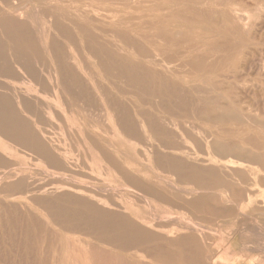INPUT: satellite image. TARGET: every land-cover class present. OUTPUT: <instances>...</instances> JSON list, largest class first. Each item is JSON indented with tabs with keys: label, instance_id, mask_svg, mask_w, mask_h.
<instances>
[{
	"label": "rangeland",
	"instance_id": "rangeland-1",
	"mask_svg": "<svg viewBox=\"0 0 264 264\" xmlns=\"http://www.w3.org/2000/svg\"><path fill=\"white\" fill-rule=\"evenodd\" d=\"M58 1L0 0V205L9 206L12 209L15 207L11 204L23 205L30 209L32 214L14 215L16 218L30 222L37 220L48 228L49 237L43 244H46L47 251L52 256L51 264H205L208 252L219 255V259L222 257L221 261L223 260L224 264H259L260 261L264 263V1L224 0L225 2H223V0H218V6L212 0H144V3L142 0H121L122 3L120 0ZM54 3L59 4L60 9L58 8L55 15L51 11H49L51 14H48L49 7ZM165 5L170 7L169 9L173 12L188 13L183 15L186 19L182 18V15L167 16L161 12L162 15L158 14L161 16H145L142 19L133 20L132 24L122 22V17L129 19L133 16L132 14L135 16L141 10H148L151 6ZM92 6L100 11L92 10ZM37 8L42 14L47 13L48 17L51 15L53 18L49 17L50 21L48 22L44 15L40 14L34 17L32 13L34 14ZM109 8L119 9L120 15L106 14L105 11ZM190 8L191 11L188 10ZM224 8H227L228 12ZM230 8H238L240 13L237 10L236 15L244 14L243 17L250 12L248 18H244L247 22L242 21V27L236 24L237 20L235 21L233 16H230ZM211 9L213 10L211 11ZM197 10H199L198 13ZM76 11L80 15L76 14ZM105 14L108 16L104 17ZM252 14L255 16L253 17ZM83 15L91 20L83 19ZM208 16L214 17L208 18ZM225 16L228 17V20ZM193 17H195L194 20ZM30 18L34 20L29 21ZM201 18L202 20H200ZM212 18L215 20L213 21ZM250 20H253L252 23ZM245 22L248 25L244 24ZM36 24L38 25L36 26ZM133 27L141 28V33L137 29L134 30ZM144 27L147 29L144 30ZM80 34L82 35L80 36ZM243 36L245 37L243 38ZM43 37L45 38L43 39ZM163 38H168V41H164ZM225 40H230V42ZM75 41L77 42L74 43ZM188 41L195 42L200 47L191 49ZM231 41L235 44H232ZM217 42L219 43L216 44ZM225 44L228 46V51ZM236 45L239 46L235 48ZM77 46L79 48L76 50ZM76 51L80 56L82 55L81 57L88 63V67L90 66V69L87 68L88 72H86V68H80L74 63L78 62L76 58L79 57ZM87 51H90L91 54L89 55ZM53 53H56L55 57ZM62 54L64 56H61ZM226 54H228L227 57ZM67 55L68 57L71 55L70 59L73 56L72 58L76 61L70 60L69 65L68 62L66 63L69 60ZM230 55L231 57H229ZM58 56H61L60 59ZM65 56L67 60H65ZM215 57L217 59H214ZM29 58H33V60ZM104 61L107 64H104ZM212 62L216 64V67ZM54 69H56L60 81V83H56L57 85L52 75L55 73ZM233 69L236 71L234 72ZM92 72H94V76ZM38 74L41 75L38 76ZM28 77L29 79H27ZM92 80L99 81L104 86V91L98 90L97 85L92 84ZM14 81L16 82L14 83ZM168 81L171 83L170 85ZM90 84L93 88L96 85L94 90L91 88L94 93L90 90ZM169 86H171L170 89ZM32 87L33 90H31ZM61 87L64 88L63 92ZM69 87L70 89L66 90ZM30 90L31 93H29ZM45 90L46 92H44ZM71 91L72 93L75 91L74 95L69 93ZM98 91L104 93V96L101 93L99 95ZM76 96L77 98L79 96L80 99L78 98L79 101L74 103L73 99ZM108 97L110 99H107ZM104 98L110 101L111 105L121 104L114 107L118 115H122L121 117L124 116L123 118L128 120L131 130L139 131L142 127L137 134L134 132L135 137L139 136L136 137L138 143L133 141L132 143L135 144L131 143L132 148H129L130 143L129 146L126 145V153H130L129 155L121 153L120 146L111 148L118 157L117 161L138 173V182L127 180L125 173L129 172L126 169L106 175L97 165L92 166L93 163L86 153V144H83L80 139L82 134L90 132L89 134L94 137L96 145H99L102 140L104 141V134L100 131L102 125L100 124V127L92 125L94 119L96 121V118L99 119V116L106 113L103 110H106L108 106ZM113 98L116 101L119 99V102L111 101ZM103 99L104 101H102ZM64 102L68 104V107L70 106V110L75 111V114L78 113L75 115L79 116L78 125L73 124V118L68 113V109H65ZM100 106L103 108L102 111L101 108H98ZM118 108L121 111H118ZM120 112L121 114H119ZM84 115L88 116L86 118L91 116L93 121L89 118L90 122H84L83 119L86 120ZM7 118L8 120H5ZM3 123L5 125H2ZM104 125L106 124L104 123ZM94 130L97 132L95 133ZM12 136H15V140ZM141 138H144L143 142ZM33 144L34 146H32ZM135 145L136 149L133 147ZM145 161H148L149 165L151 164L150 167L144 163ZM47 169L50 171L49 174ZM168 171L177 185L173 184V179L169 176ZM11 176L13 177L11 178ZM114 177H119V180ZM76 179L77 182L80 181L79 183L83 180L84 183L82 181L81 184L86 188H91L92 191L77 189L75 190L77 196L66 192L65 188L68 185L62 180L76 182ZM22 184L28 187L27 193L24 194L20 190H16V193V191L10 190L11 187L24 186ZM176 186L185 189L182 188L183 191ZM101 188L107 190L105 195L112 202H106L105 197L98 194L103 192ZM190 189L191 191H189ZM79 209L80 211H77ZM151 211H153V215ZM27 212L29 211L27 210ZM32 215L38 216L36 217L38 219H34ZM161 215H165V217L163 218ZM0 217H3L2 214ZM175 218H180L177 219L179 223ZM191 220L193 223H190ZM188 223L191 225H187ZM192 224L196 225V228L194 226L189 228ZM7 225V228H2V230L15 228L12 223ZM197 226L199 227L197 228ZM241 240L245 241H242L244 244ZM38 241L39 239L33 240L32 245L41 251ZM126 245L127 247H125ZM5 247L7 252H11L10 245L7 244L0 247L1 252L8 254ZM24 251L22 255L25 257ZM240 251L244 253H239ZM34 252L38 253L37 250ZM22 259L18 263L10 264H25V260ZM0 264L6 263L0 261Z\"/></svg>",
	"mask_w": 264,
	"mask_h": 264
},
{
	"label": "bare ground",
	"instance_id": "bare-ground-1",
	"mask_svg": "<svg viewBox=\"0 0 264 264\" xmlns=\"http://www.w3.org/2000/svg\"><path fill=\"white\" fill-rule=\"evenodd\" d=\"M32 1V0H31ZM45 1V0H44ZM55 1H58V0H55ZM68 1V0H67ZM91 1H93V0H91ZM97 1V0H96ZM107 1V0H106ZM110 1V0H109ZM121 1V0H120ZM141 1V0H140ZM154 1V0H153ZM166 1V0H165ZM169 1V0H168ZM178 1H180V0H178ZM183 1V0H182ZM195 1V0H194ZM197 1V0H196ZM201 1V0H200ZM206 1V0H205ZM212 1H214L215 3H217V2H219L218 0L217 1H215V0H212ZM227 1V0H226ZM228 1H231V0H228ZM258 1V0H257ZM256 1V2H257ZM262 1H264V0H262ZM59 2V1H58ZM57 2V3H58ZM71 2H72V0H71ZM102 2V1H101ZM112 2V1H111ZM142 2L144 3V0H142ZM164 2V1H163ZM185 2V1H184ZM189 2V1H188ZM210 2V1H209ZM223 2H225L224 0H223ZM15 3V2H14ZM57 3H54L53 5H51L49 8H50V10L48 9V14H51V12H53L54 13V15L55 14H57L56 12H57V10H59L60 8H59V4L57 5ZM75 3V2H74ZM121 3H122V1H121ZM120 3V4H121ZM136 3H138V2H136ZM146 3H148V2H146ZM186 3V2H185ZM190 3V2H189ZM230 2H228V4H229ZM264 3V2H263ZM262 3V4H263ZM45 4H46V2H45ZM83 4V3H82ZM92 4V3H91ZM97 4H98V2H97ZM103 4V3H102ZM192 4V3H191ZM204 4V3H203ZM212 4H214L213 2H212ZM228 4H226V5H228ZM231 5H232V3H230ZM50 5V4H49ZM74 5V4H73ZM107 5H108V3H107ZM127 5V4H126ZM142 5V4H141ZM160 5V4H159ZM217 6H218V3L216 4ZM221 5H222V1H221ZM230 5V6H231ZM258 5H260V4H258ZM35 6V5H34ZM42 6V5H41ZM67 6H69V5H67ZM78 6V5H77ZM79 6H81V5H79ZM97 6V5H96ZM214 6H215V4H214ZM233 6V5H232ZM231 6V7H232ZM39 7V6H38ZM71 7H72V5H71ZM81 7H83V6H81ZM222 7V6H221ZM239 7V6H238ZM264 7V6H263ZM263 7H261V8H263ZM4 8V7H3ZM34 8H36V7H34ZM40 8V7H39ZM39 8H37V9H35V12H34V14L32 13V15L35 17V16H37V15H44V14H42V12H40L39 11ZM59 8V9H58ZM80 8V7H79ZM84 8V7H83ZM88 8V7H87ZM87 8H86V10H87ZM90 8V7H89ZM170 7H167L166 5L165 6H151V7H149V9L148 10H141L137 15H135L134 16V14H132L133 16L131 17V18H129V19H126V17H122V22H124L125 24L127 23V24H132L133 23V20H137V19H142V18H144L145 16H155V17H158V16H161L162 15V13L161 12H163V14L164 15H167V16H172V15H174V16H181L182 15V18H184V19H186L185 17H183V15L185 14V13H182L181 14V12H173L171 9H169ZM173 9H174V7H172ZM188 8H189V6H188ZM194 8V7H193ZM211 8H213V7H211ZM73 9H75L76 10V8H73ZM80 9H82V8H80ZM85 9V8H84ZM183 9V8H182ZM185 9V8H184ZM183 9V10H184ZM207 9H209L208 7H207ZM220 9V8H219ZM224 9H226V11L228 12V10H227V8H224ZM257 9V8H256ZM10 10V9H9ZM72 10V9H71ZM92 10H94V11H96L97 9L94 7V6H92ZM186 10H187V8H186ZM188 10H190L191 11V8L190 9H188ZM196 10V9H195ZM202 10V9H201ZM213 9H211V11H212ZM215 10H216V8H215ZM237 10H239L238 8L237 9H235V8H230L229 9V13L231 14L230 16L232 17L233 16V19H235V21L237 22L236 24L237 25H239V26H241L242 27V21L243 20H245L244 18L246 17V18H248L247 16H248V14L250 13H245V14H247V16H245V17H243V15L241 14V16H239V14L238 15H236V11ZM260 10V9H259ZM49 11H51L50 13H49ZM98 11V10H97ZM100 11V10H99ZM98 11V12H99ZM103 11V10H102ZM202 11H204V10H202ZM205 11H207V10H205ZM217 11V10H216ZM215 11V12H216ZM220 11H221V9H220ZM219 11V12H220ZM243 11V10H242ZM241 11V12H242ZM23 12V11H22ZM40 12V13H39ZM61 12V11H60ZM82 13H84L83 11H81ZM106 12V14H108V15H120V11H119V9H115V8H109L107 11H105ZM183 12H186V11H183ZM197 13L199 12V10H197L196 11ZM222 12L224 13V11H223V9H222ZM238 12V11H237ZM245 12V11H244ZM247 12V11H246ZM20 13V12H19ZM18 13V14H19ZM24 13V12H23ZM47 13L44 15L45 17L44 18H46L47 17V20H48V22L50 21V18L49 17H51V15L48 17V15H47ZM52 13V14H53ZM67 13H71V12H67ZM78 12L76 11V14H77ZM161 13V15H158V14H160ZM196 13V14H197ZM207 13V12H206ZM209 13V12H208ZM214 13V12H213ZM238 13H240V10H239V12ZM243 13V12H242ZM253 13H255V12H253ZM79 14V13H78ZM106 14L104 15V17L106 16ZM186 14H188V13H186ZM185 14V15H186ZM215 14V13H214ZM218 14V13H217ZM220 14V13H219ZM257 14V13H256ZM8 15V14H7ZM16 15V14H15ZM75 15V14H74ZM80 15V14H79ZM78 15V16H79ZM103 15V14H102ZM107 15V16H108ZM129 15H131V14H129ZM184 15V16H185ZM191 15V14H190ZM200 15V14H199ZM202 15H204V14H202ZM201 15V16H202ZM211 15V14H210ZM225 15V14H224ZM223 15V16H224ZM229 15V14H228ZM250 15V14H249ZM253 15V17L255 16L254 14H252ZM12 16V15H11ZM19 16V15H18ZM53 16V15H52ZM67 16V15H66ZM86 16V15H85ZM85 16L83 15V19L85 18ZM106 16V17H107ZM121 16H124V15H122L121 14ZM188 16V15H187ZM195 16V15H194ZM206 16V15H205ZM8 17H9V15H8ZM16 17V16H15ZM14 17V18H15ZM21 17V16H20ZM115 17V16H114ZM198 17H200V16H198ZM198 17H196V18H198ZM207 17V16H206ZM209 17H214V16H208V18ZM235 17V18H234ZM37 18V17H36ZM43 18V19H44ZM51 18H53V17H51ZM95 18V17H94ZM128 18V17H127ZM179 18V17H178ZM189 18H192V17H189ZM194 18L195 17H193V20H194ZM225 18H226V16H225ZM228 18V17H227ZM226 18V19H227ZM237 18V19H236ZM243 18V19H242ZM26 19H27V17H26ZM31 19L32 18H30V20L29 21H31ZM72 19V18H71ZM77 19V18H76ZM82 19V18H81ZM80 19V20H81ZM82 19V20H83ZM85 19H87L88 21L89 20H91V18H88V17H86ZM102 19V18H101ZM165 19V18H164ZM183 19V20H184ZM213 19V21L215 20L214 18H212ZM212 19H211V21H212ZM3 20V19H2ZM22 20V19H21ZM34 19H32V21H33ZM54 20V19H53ZM145 20V19H144ZM148 20V19H147ZM156 20V19H155ZM154 20V21H155ZM169 20V19H168ZM200 20H202V18L200 19ZM208 20V19H207ZM221 20V19H220ZM228 20V19H227ZM239 20V21H238ZM255 20V19H254ZM7 21V20H6ZM19 21V20H18ZM58 21V20H57ZM104 21H106V20H104ZM114 21V20H113ZM146 21V20H145ZM144 21V22H145ZM158 21V20H157ZM189 21H191V20H189ZM196 21V20H195ZM231 21V20H230ZM229 21V22H230ZM234 21V20H233ZM232 21V22H233ZM234 21V22H235ZM246 21V20H245ZM248 21H249V19H248ZM253 21V20H252ZM252 21L250 20V22L252 23ZM3 22V21H2ZM24 22V21H23ZM70 22V21H69ZM77 22V21H76ZM107 22V21H106ZM118 22V21H117ZM146 22H148V21H146ZM153 22V21H152ZM209 22V21H208ZM218 22H219V20H218ZM222 22H223V20H222ZM233 22V23H234ZM247 22V21H246ZM244 23V24H247V23ZM31 23V22H30ZM40 23V22H39ZM151 23V22H150ZM155 23L157 24V22L155 21ZM227 23V22H226ZM231 23V22H230ZM24 24V23H23ZM27 24V23H26ZM49 24V23H48ZM76 24V23H75ZM74 24V25H75ZM81 24V23H80ZM98 24V23H97ZM115 24V23H114ZM123 24V23H122ZM144 24V23H143ZM143 24H141V25H143ZM145 24H147V23H145ZM149 24V23H148ZM207 24V23H206ZM215 24V23H214ZM28 25V24H27ZM38 24H36V26H37ZM42 25H44V24H42ZM92 25V24H91ZM165 25V24H164ZM191 25V24H190ZM221 25V24H220ZM223 25V24H222ZM221 25V26H222ZM232 25V24H231ZM234 25H235V23H234ZM234 25H232V26H234ZM248 25V24H247ZM41 26V25H40ZM39 26V27H40ZM109 26V25H108ZM113 26V25H112ZM120 26V25H119ZM138 26V25H137ZM152 26H154L153 24H152ZM208 26V25H207ZM227 26H229V25H227ZM42 27V26H41ZM40 27V28H41ZM50 27H52V26H50ZM56 27V26H55ZM89 27V26H88ZM102 27V26H101ZM107 27V26H106ZM149 27H151V26H149ZM156 27V26H155ZM157 27H158V25H157ZM187 27V26H186ZM190 27V26H189ZM203 27V26H202ZM211 27H212V25H211ZM237 27V26H236ZM248 27V26H247ZM251 27V26H250ZM253 27V26H252ZM28 28V27H27ZM38 28V27H37ZM39 28V29H40ZM57 28V27H56ZM62 28V27H61ZM66 28V27H65ZM80 28V27H79ZM83 28V27H82ZM115 28H117V27H115ZM145 28L146 27H144V30H145ZM162 28V27H161ZM193 28V27H192ZM227 28V27H226ZM228 28H230V27H228ZM235 28V27H234ZM238 28V27H237ZM240 28V27H239ZM238 28V29H239ZM245 28H246V25H245ZM33 29H34V26H33ZM39 29H37V30H39ZM53 29V28H52ZM107 29H108V27H107ZM133 29L134 30H136L137 29V31L139 32L140 31V33H141V28L139 29V28H135V27H133ZM147 29V28H146ZM160 29V28H159ZM167 28H165V30H166ZM207 29V28H206ZM209 29V28H208ZM238 29H237V31H238ZM21 30V29H20ZM54 30V29H53ZM56 30V29H55ZM78 30V29H77ZM106 30V28L104 29V31ZM109 30V29H108ZM122 30V29H121ZM133 30V31H134ZM239 30H241V28L239 29ZM253 30V29H252ZM44 31V30H43ZM63 31V30H62ZM86 31V30H85ZM115 31H116V29H115ZM149 31V30H148ZM161 31V30H160ZM159 31V32H160ZM167 31V30H166ZM232 31H234V30H232ZM18 32V31H17ZM112 32V31H111ZM144 32V31H143ZM151 33H152V31H150ZM149 32V33H150ZM155 32V31H154ZM230 32H231V30H230ZM236 32V31H235ZM244 32H246L245 30H244ZM248 32V31H247ZM9 33V32H8ZM21 33V32H20ZM35 33V32H34ZM33 33V34H34ZM39 33V32H38ZM47 33H49V34H51L52 32H47ZM54 33V32H53ZM86 33V32H85ZM116 33V32H115ZM139 33V34H140ZM156 33V32H155ZM155 33H153L154 35H155ZM161 33V32H160ZM216 33V32H215ZM232 33V32H231ZM230 33V34H231ZM251 33V32H250ZM27 34V33H26ZM86 34H88V33H86ZM130 34V33H129ZM157 34V33H156ZM238 34V33H237ZM75 35H76V33H75ZM82 34H80V36H81ZM91 35V34H90ZM97 35V34H96ZM113 35V34H112ZM121 35V34H120ZM158 35V34H157ZM163 35V34H162ZM213 35V34H212ZM222 35V34H221ZM236 35V34H235ZM234 35V36H235ZM6 36V35H5ZM21 36V35H20ZM33 36V35H32ZM31 36V37H32ZM43 36V35H42ZM87 36H89V34L87 35ZM94 36H95V34H94ZM119 36V35H118ZM133 36V35H132ZM146 36H148V35H146ZM240 36V35H239ZM27 37H28V35H27ZM27 37H25V38H27ZM34 37V36H33ZM59 37V36H58ZM69 37V36H68ZM92 37V36H91ZM145 37V36H144ZM143 37V38H144ZM236 37H237V35H236ZM245 36H243V38H244ZM251 37V36H250ZM7 38V37H6ZM45 37H43V39H44ZM169 38V37H168ZM168 38H166V39H164L163 38V40L164 41H168ZM41 39V38H40ZM39 39V40H40ZM71 39H73V38H71ZM70 39V40H71ZM95 39V38H94ZM130 39V38H129ZM149 39V38H148ZM201 39V38H200ZM218 39V38H217ZM240 39V38H239ZM251 39H252V37H251ZM8 40H10V39H8ZM13 40V39H12ZM12 40H10V41H12ZM27 40V39H26ZM49 40V39H48ZM55 40H57V39H55ZM69 40V41H70ZM91 40V39H90ZM122 40V39H121ZM134 40V39H133ZM152 40V39H151ZM199 40V39H198ZM51 41V40H50ZM58 41V40H57ZM74 41V40H73ZM72 41V42H73ZM84 41V40H83ZM92 41V40H91ZM115 41V40H114ZM122 41H124V40H122ZM157 41V40H156ZM187 41V40H186ZM197 41V40H196ZM223 41V40H222ZM226 41V40H225ZM227 41H229L230 42V40H227ZM226 41V42H227ZM232 41L234 42V40L232 39ZM232 41H231V43H232ZM240 41V40H239ZM242 41V40H241ZM240 41V42H241ZM60 42V41H59ZM72 42H69V44L71 43L72 44ZM77 41H75L74 43H76ZM86 42V41H85ZM116 42H118V41H116ZM126 42V41H125ZM151 42H153V40L151 41ZM178 42H179V39H178ZM214 42H216V41H214ZM225 42V43H226ZM237 42H238V40H237ZM13 43V42H12ZM91 43V42H90ZM111 43V42H110ZM115 43V42H114ZM124 43V42H123ZM150 43V42H149ZM219 42H217L216 44H218ZM231 43H229V44H231ZM56 44V43H55ZM58 44V43H57ZM60 44V43H59ZM102 44V43H101ZM126 44V43H125ZM188 44L190 45V47H191V49H197L198 47H200V46H198L197 45V43H195V42H189L188 41ZM210 44V43H209ZM232 44H235V43H232ZM241 44V43H240ZM42 45V44H41ZM45 45V44H44ZM51 45V44H50ZM81 45H83L82 43H81ZM92 45V44H91ZM112 45H113V42H112ZM152 45V44H151ZM174 45V44H173ZM186 45V44H185ZM201 45V44H200ZM214 46H217V45H215V44H213ZM226 45V44H225ZM227 45H228V43H227ZM226 45V46H227ZM36 46H38V45H36ZM53 46V45H52ZM66 46V45H65ZM97 46V45H96ZM117 46H119V45H117ZM179 46V45H178ZM177 46V47H178ZM205 46V45H204ZM211 46V45H210ZM222 46V45H221ZM229 46V45H228ZM228 46H227V51H228ZM239 46V45H238ZM237 45H236V47L235 48H237L238 47ZM18 47V46H17ZM44 47H46V46H44ZM50 47V46H49ZM160 47H165V46H160ZM183 47V46H182ZM186 47V46H185ZM219 47V46H218ZM232 47V46H231ZM230 47V48H231ZM246 47H247V45H246ZM15 48V47H14ZM48 48V47H47ZM54 48V47H53ZM75 48V47H74ZM79 47L77 46V48H76V50L78 49ZM87 48H88V46H87ZM86 48V49H87ZM112 48V47H111ZM122 48V47H121ZM156 48V47H155ZM168 48V47H167ZM204 48V47H203ZM240 48H242V47H240ZM244 48V47H243ZM242 48V49H243ZM49 49V48H48ZM66 49V48H65ZM117 49V48H116ZM145 49V48H144ZM160 49V48H159ZM163 49V48H162ZM169 49V48H168ZM183 49V48H182ZM185 49H187V48H185ZM190 49V48H189ZM209 49V48H208ZM221 49V48H220ZM63 51H64V49H62ZM70 50V49H69ZM80 50V49H79ZM99 50V49H98ZM104 50V49H103ZM115 50V49H114ZM135 50V49H134ZM149 50V49H148ZM152 50V49H151ZM213 50H214V48H213ZM223 50L225 51V49H224V47H223ZM231 50V49H230ZM10 51V50H9ZM48 51V50H47ZM71 51V50H70ZM69 51V52H70ZM84 51V50H83ZM91 51V50H90ZM89 51V52H90ZM95 51V50H94ZM124 51V50H123ZM131 51H133V50H131ZM153 51V50H152ZM157 51V50H156ZM159 51H161V50H159ZM171 51V50H170ZM192 51V50H191ZM196 51V50H195ZM199 51V50H198ZM204 51V50H203ZM217 51L219 52L220 50H218L217 49ZM221 51H222V49H221ZM221 51H220V53H221ZM52 52V51H51ZM54 52H55V50H54ZM72 52V54H73V51H71ZM88 52V51H87ZM88 52V54L90 55L91 54V52L89 53ZM126 52V51H125ZM124 52V53H125ZM134 52V51H133ZM166 52V51H165ZM188 52L190 53V51L188 50ZM194 52V51H193ZM208 52V51H207ZM242 52H244V51H242ZM64 53V55H65V52H63ZM76 53H77V55L79 56L78 58H76V60L78 59V62H74V63H76V65H78V66H80V68L81 67H83V68H86V72H88L87 71V68H89L90 69V66L88 67V63L86 62V61H84L83 59H82V55L80 56V54H79V52L78 51H76ZM157 53H158V51H157ZM160 53V55H161V52H159ZM164 53V52H163ZM169 53V52H168ZM205 53V52H204ZM209 53H211V52H209ZM213 53H215V52H213ZM227 53V52H226ZM230 53V52H229ZM246 53H247V51H246ZM54 54H56V53H53V55ZM94 54V53H93ZM98 54V53H97ZM170 54V53H169ZM216 54V53H215ZM218 54V53H217ZM2 55V54H1ZM36 55H38V54H36ZM63 54L61 55V56H64ZM73 55H75V53L73 54ZM88 55V56H89ZM166 55H167V53H166ZM213 55V54H212ZM219 55V54H218ZM218 55H217V57H218ZM227 55L228 54H226V57H227ZM231 55H233V54H231ZM231 55L229 56V57H231ZM243 55V54H242ZM40 56V55H39ZM61 56H58L59 57V59H60V57ZM71 56V55H70ZM69 56V57H70ZM151 56V55H150ZM158 56V55H157ZM162 56V55H161ZM168 56V55H167ZM207 56V55H206ZM211 56V55H210ZM214 56V55H213ZM244 56H246V55H244ZM35 57V56H34ZM54 57H55V55H54ZM66 57V56H65ZM67 57H68V55H67ZM67 57L65 58V60H67ZM68 57V61H66V63L68 62V64H69V61L70 60H73V61H76V60H74L72 57H71V59ZM93 57V56H92ZM139 57V56H138ZM178 57V56H177ZM201 57V56H200ZM228 57V58H229ZM23 58H24V56H23ZM98 58V57H97ZM141 58V57H140ZM157 58V57H156ZM199 58V57H198ZM212 58V57H211ZM242 58V57H241ZM4 59V58H3ZM30 59V58H29ZM32 60H33V58H31ZM30 59V60H31ZM52 59V58H51ZM57 59V58H56ZM55 59V60H56ZM59 59H57V60H59ZM95 59V58H94ZM142 59V58H141ZM147 59H149V58H147ZM214 59H217L216 57L214 58ZM214 59H213V61H214ZM219 59V58H218ZM35 60V59H34ZM89 60V59H88ZM212 60V59H211ZM222 58H221V62H222ZM225 60H227V59H225ZM2 61V60H1ZM5 61V60H4ZM52 61H53V59H52ZM61 61V60H60ZM73 61H71V64H73L72 62ZM103 61V60H102ZM147 62H148V60H146ZM171 61V60H170ZM185 61V60H184ZM205 61V60H204ZM208 61V60H207ZM210 61V60H209ZM219 61V62H220ZM231 61H232V59H231ZM92 62V61H91ZM96 62V61H95ZM206 62V61H205ZM204 62V63H205ZM57 63V62H56ZM94 63V62H93ZM154 63V62H153ZM157 63V62H156ZM178 63V62H177ZM218 63V62H217ZM232 63V62H231ZM63 64V63H62ZM104 64H107V62H105L104 61ZM108 64H109V62H108ZM170 64H171V62H170ZM173 64V63H172ZM193 64V63H192ZM212 64H214V62H212ZM235 64V63H234ZM15 65V64H14ZM18 65V64H17ZM59 65V64H58ZM57 65V66H58ZM70 65V64H69ZM95 65V64H94ZM132 65V64H131ZM216 64H214V67H216L215 66ZM227 65V64H226ZM226 65H225V67H226ZM242 65V64H241ZM31 66V65H30ZM48 66H50V65H48ZM63 66V65H62ZM72 66V65H71ZM71 66H70V68H71ZM75 66V65H74ZM74 66H72V67H74ZM92 67H94L93 65H91ZM156 66H158V64H156ZM166 66V65H165ZM264 66V65H263ZM13 67V66H12ZM29 67V66H28ZM47 67V66H46ZM55 67V66H54ZM179 67V66H178ZM193 67V66H192ZM209 67V66H208ZM207 67V68H208ZM213 67V66H212ZM211 67V68H212ZM224 67V66H223ZM224 67V68H225ZM113 68V67H112ZM190 68V67H189ZM196 68V67H195ZM244 68V67H243ZM8 69V68H7ZM71 69H73V68H71ZM70 69V70H71ZM75 69V68H74ZM78 69V68H77ZM95 69V68H94ZM115 69V68H114ZM172 69V68H171ZM173 69H174V67H173ZM173 69L171 70V71H173ZM194 69V68H193ZM216 69V68H215ZM52 70V69H51ZM56 69H54V72L55 73H53L52 75H53V77H54V80H55V84L58 82V83H60V81H59V76H58V74L56 73V71H55ZM61 70V69H60ZM59 70V71H60ZM66 70V69H65ZM84 70V69H83ZM93 70V69H92ZM175 70V69H174ZM211 70V69H210ZM209 70V71H210ZM220 70V69H219ZM226 70V69H225ZM231 70V69H230ZM234 70V69H233ZM48 71V70H47ZM63 71V70H62ZM85 71V70H84ZM96 71V70H95ZM105 71V70H104ZM178 71V70H177ZM182 71V70H181ZM199 71H201V70H199ZM208 71V72H209ZM236 70H234V72H235ZM11 72V71H10ZM51 72V71H50ZM49 72V73H50ZM58 72V71H57ZM61 72V71H60ZM108 72V71H107ZM231 72H233V71H231ZM48 73V74H49ZM83 73V72H82ZM89 73H90V71H89ZM93 74V76H94V72H92ZM96 73V72H95ZM111 73V72H110ZM67 74V73H66ZM81 74V73H80ZM84 74V73H83ZM88 74V73H87ZM117 74V73H116ZM139 74V73H138ZM34 75V74H33ZM39 75H41V74H38V76ZM62 75V74H61ZM113 75V74H112ZM8 76V75H7ZM11 76V75H10ZM36 76V75H35ZM43 76V75H42ZM41 76V77H42ZM82 76H85V75H82ZM87 76V75H86ZM90 76H91V74H90ZM96 76V75H95ZM12 77V76H11ZM10 77V78H11ZM27 77V76H26ZM98 77V76H97ZM31 78H34V77H31ZM42 78H44V77H42ZM68 78V77H67ZM93 78V77H92ZM190 78V77H189ZM188 78V79H189ZM15 79H17V78H15ZM27 79H29V77L27 78ZM26 79V80H27ZM35 79H36V77H35ZM75 79V78H74ZM99 79V78H98ZM164 79V78H163ZM9 80H11V79H9ZM22 80V79H21ZM24 80V79H23ZM40 80V79H39ZM42 80V79H41ZM44 80V79H43ZM42 80V81H43ZM63 80H66V79H63ZM86 80V79H85ZM93 80H95V79H93ZM92 80V81H93ZM41 81V82H42ZM45 81V80H44ZM61 81H62V78H61ZM67 82H68V80H66ZM74 81V80H73ZM79 81H80V79H79ZM87 81V80H86ZM90 81V80H89ZM91 81V82H92ZM101 81V80H100ZM162 81V80H161ZM16 81H14V83H15ZM37 82H38V80H37ZM48 82V81H47ZM71 82V81H70ZM90 82V83H91ZM114 82V81H113ZM169 82V81H168ZM28 83H29V81H28ZM63 83V82H62ZM66 83V82H65ZM73 83V82H72ZM93 83H95L96 85H97V87L99 88H97L98 90H100V89H102L101 91L103 92L104 90H103V85H101L100 83H99V81H93L92 82V84ZM162 83V82H161ZM191 83V82H190ZM189 83V84H190ZM2 84H4V83H2ZM18 84V83H17ZM31 84V83H30ZM40 84V83H39ZM76 84V83H75ZM104 84V83H103ZM107 84H109V83H107ZM124 84H125V82H124ZM169 85L171 84L170 82L168 83ZM192 84V83H191ZM57 85V84H56ZM59 85V84H58ZM96 85H94L95 86V88H96ZM105 85V84H104ZM110 85V84H109ZM113 85V84H112ZM111 85V86H112ZM137 85V84H136ZM195 85V84H194ZM20 86V85H19ZM43 86V85H42ZM61 86V85H60ZM69 86V85H68ZM90 86H91V84H90ZM7 87V86H6ZM28 87V86H27ZM64 87H66L65 85H64ZM106 87V86H105ZM117 87V86H116ZM168 87V86H167ZM170 87L171 86H169V89H170ZM9 88V87H8ZM56 88V87H55ZM62 88V87H61ZM74 88V87H73ZM72 88V89H73ZM91 88H93V86H91L90 87V90H91ZM95 88H93V90L95 89ZM161 88V87H160ZM3 89V88H2ZM10 89V88H9ZM12 89V88H11ZM27 89V88H26ZM34 88L32 87V89L31 90H33ZM64 88H62L61 90H62V92L64 91L63 90ZM68 89H70V87L69 88H67L66 90H68ZM71 89V90H72ZM87 89H89L88 87H87ZM168 89V90H169ZM201 89V88H200ZM30 90V92L29 93H31L32 91ZM36 90V89H35ZM41 90V89H40ZM54 90V89H53ZM74 90V89H73ZM78 90V89H77ZM90 90H88L89 92H90ZM106 90V89H105ZM122 90V89H121ZM59 91V90H58ZM83 91V90H82ZM86 91V90H85ZM92 91V90H91ZM201 91V90H200ZM28 92V91H27ZM38 93H39V91H37ZM44 92H46V90L44 91ZM53 92V91H52ZM55 92V91H54ZM56 92H57V90H56ZM61 92V91H60ZM75 92V91H74ZM74 92L72 93V91L71 92H69V93H72L73 95H74ZM81 92V91H80ZM96 92V91H95ZM99 92V91H98ZM102 92H99V95H101L102 94ZM170 92H172V91H170ZM78 93V92H77ZM88 93V92H87ZM92 93H94L93 91H92ZM101 93V94H100ZM2 94V93H1ZM33 94V93H32ZM41 94V93H40ZM80 94V93H79ZM98 94V93H97ZM97 94L95 95L96 97H97ZM104 94V93H103ZM102 94V95H103ZM111 94V93H110ZM8 95H9V93H8ZM48 95V94H47ZM66 95V94H65ZM106 95V94H105ZM112 95V94H111ZM114 95V94H113ZM10 96V95H9ZM15 96V95H14ZM41 96V95H40ZM80 96V95H79ZM79 96H78V98H79ZM94 96V97H95ZM104 96V95H103ZM2 97V96H1ZM45 97H46V95H45ZM69 97V96H68ZM81 97V96H80ZM101 97V96H100ZM77 98V96L73 99V102L75 103V101H79L78 100V98ZM102 98V97H101ZM128 98V97H127ZM143 98V97H142ZM177 98V97H176ZM44 99V98H43ZM72 99V98H71ZM80 99V98H79ZM96 99V98H95ZM105 99V102L107 103V106H108V108H106V110H103V111H106V113H104V112H99V113H104L103 114V116H96V117H98L99 119H97L96 118V121H95V119H94V122H93V124L92 125H99V127H100V124L102 125V129L100 130L103 134H104V141L102 140V142H100L99 143V145H96L95 143H94V140H93V136L91 135V134H89V133H87V134H82L81 135V137H80V139L82 140V142H83V144H86V153L88 154V156H89V158H90V161L93 163V165L92 166H98V168L100 169V170H102L106 175L107 174H110V173H112V172H114V171H119V172H121V170H123V169H126L127 170V172H129L128 174L127 173H125V175H126V177H127V180H131V181H136V182H138V173H136V172H134V171H131L128 167H125L124 166V164H122V163H120L119 161H117L118 160V157H117V155L116 154H114V151L113 150H111V148L112 147H119L120 146V150H121V153H124L126 156L127 155H129L128 153H126V145H128L129 146V143H130V146H129V148L131 147V143L133 142V141H135V143H138L137 141V139H136V137H135V134H134V132L137 134V132H139L140 131V129L142 128H140L139 129V131H135V129H133V130H131L130 128H129V126H128V120L126 119V118H123V117H121L122 115H118V112L116 111V109H115V107L114 106H116L117 105V103H116V105H115V103H114V105L112 104H110L109 102L110 101H108L107 99H110L109 97L106 99V98H104ZM104 99L102 100V101H104ZM8 100V99H7ZM66 100V99H65ZM101 100V99H100ZM49 101H51V100H49ZM59 101V100H58ZM57 101V102H58ZM64 101V100H63ZM111 101H116V100H114V98H113V100H111ZM131 101V100H130ZM68 102V101H67ZM72 102V101H71ZM71 102H70V104H71ZM97 102H98V100H97ZM100 102V101H99ZM116 102H119V99H118V101H116ZM135 102V101H134ZM147 102V101H146ZM69 103V102H68ZM103 103V102H102ZM105 103V104H106ZM121 103V102H120ZM126 103V102H125ZM79 104V103H78ZM95 104H96V101H95ZM104 104V105H105ZM64 105L66 106L65 107V109L67 108L68 109V113L71 115V117L73 118V120H72V122H73V124H76V125H78V122L77 121H79V119H78V117L77 116H75L76 114H78V113H76L75 114V111H72V110H70V106L68 107V104L66 103V102H64ZM72 105H74V104H72ZM97 105V104H96ZM101 105V104H100ZM103 105V104H102ZM118 105H121V104H118ZM117 105V106H118ZM78 106V105H77ZM76 106V107H77ZM75 107V106H74ZM89 107V106H88ZM96 107V106H95ZM102 106H100V107H98V108H101ZM106 107V106H105ZM120 107V106H119ZM122 107V106H121ZM120 107V108H121ZM97 108V109H98ZM123 108V107H122ZM16 109V108H15ZM102 109L103 108H101L100 110L102 111ZM119 109V108H118ZM190 109V108H189ZM99 110V109H98ZM124 110V109H123ZM118 111H121L120 109L118 110ZM128 111V110H127ZM3 112V111H2ZM5 112V111H4ZM78 112H79V110H78ZM80 113V112H79ZM29 114V113H28ZM119 114H121V112L119 113ZM190 114V113H189ZM124 115V114H123ZM127 115V114H126ZM82 116H83V114H82ZM90 116V115H89ZM131 116V115H130ZM30 117H32V116H30ZM29 117V118H30ZM65 117V116H64ZM63 117V118H64ZM84 117H85V115H84ZM86 117H88V116H86ZM85 117V118H86ZM9 118V117H8ZM8 118L7 119H5V120H8ZM83 118V117H82ZM89 118H91V116L89 117ZM89 118H86V120L85 119H83L84 120V122L85 121H87V122H90L89 120H92V118L91 119H89ZM132 118V117H131ZM89 119V120H88ZM129 119V118H128ZM143 119V118H142ZM31 120V119H30ZM64 120H66V119H64ZM130 120V119H129ZM133 120V119H132ZM32 121V120H31ZM93 121V120H92ZM35 122V121H34ZM86 122V123H87ZM104 123L106 124V125H104ZM7 124V123H6ZM15 124V123H14ZM13 124V125H14ZM149 124V123H148ZM2 125H5L4 123L2 124ZM16 125V124H15ZM25 125V124H24ZM137 125V124H136ZM18 126V125H17ZM32 126V125H31ZM139 126V125H138ZM7 127V126H6ZM64 127V126H63ZM134 127V126H133ZM144 127V126H143ZM70 128V127H69ZM94 128V127H93ZM97 128H98V126H97ZM137 128H139V127H137ZM136 128V129H137ZM158 128V127H157ZM224 128V127H223ZM92 129V128H91ZM96 129V128H95ZM99 129V128H98ZM230 129V128H229ZM235 129V128H234ZM138 130V129H137ZM143 130V129H142ZM231 130H232V128H231ZM9 131H10V129H9ZM18 131V130H17ZM16 131V132H17ZM67 131V130H66ZM95 131V130H94ZM1 132V131H0ZM35 132V131H34ZM82 132V131H81ZM85 132V131H84ZM97 131H95V133H96ZM169 132V131H168ZM100 133V132H99ZM193 133V132H192ZM61 134H62V132H61ZM60 134V135H61ZM77 134V133H76ZM147 134V133H146ZM202 134V133H201ZM207 134V133H206ZM14 135H16V134H14ZM141 135H143V134H141ZM195 135V134H194ZM41 136V135H40ZM58 136V135H57ZM56 136V137H57ZM70 136V135H69ZM79 136V135H78ZM145 136V135H144ZM13 137V136H12ZM15 137V136H14ZM14 137H13V139H14ZM139 137V136H138ZM137 137V138H138ZM96 138V137H95ZM157 138V137H156ZM180 138V137H179ZM187 139V138H186ZM227 139V138H226ZM15 140V139H14ZM53 140V139H52ZM149 140V139H148ZM31 141V140H30ZM99 141V140H98ZM140 141V140H139ZM141 141L143 142L144 141V138H141ZM187 141H188V139H187ZM20 142V141H19ZM190 142V141H189ZM134 143V144H135ZM181 143V142H180ZM183 143V142H182ZM229 143V142H228ZM17 144H18V141H17ZM25 144V143H24ZM133 144V143H132ZM133 144V145H134ZM142 144H144V143H142ZM146 144V143H145ZM149 144V143H148ZM189 144H191V143H189ZM188 144V145H189ZM7 145V144H6ZM16 145V144H15ZM155 145V144H154ZM164 145H165V143H164ZM170 145V144H169ZM25 146V145H24ZM32 146H34V144L32 145ZM31 146V147H32ZM37 146H39V145H37ZM150 146V145H149ZM168 146V145H167ZM190 146V145H189ZM6 147V146H5ZM40 147V146H39ZM121 147H123V148H121ZM134 147V149H136L135 147H136V145L135 146H133ZM155 147V146H154ZM191 147V146H190ZM192 147H193V145H192ZM24 148V147H23ZM26 148V147H25ZM29 148V147H28ZM27 148V149H28ZM132 148V147H131ZM174 148V147H173ZM31 149V148H30ZM114 149V148H113ZM134 149H133V151H134ZM150 149V148H149ZM154 149V148H153ZM50 150V149H49ZM159 150V149H158ZM195 150V149H194ZM28 151V150H27ZM123 151V152H122ZM12 152H13V150H12ZM15 152V151H14ZM26 152V151H25ZM16 153H18V151H16ZM34 154H35V152H33ZM116 153V152H115ZM143 153H144V150H143ZM50 154V153H49ZM133 154V153H132ZM139 154H141L140 152H139ZM36 155V154H35ZM145 155V154H144ZM86 156V155H85ZM84 156V157H85ZM177 156V155H176ZM49 157H51V156H49ZM120 157V156H119ZM133 157H134V155H133ZM167 157V156H166ZM82 159H84V158H82ZM43 160V159H42ZM134 160V159H133ZM38 161V160H37ZM141 161H143V160H141ZM140 161V162H141ZM118 162H119V164H118ZM148 162V161H147ZM146 161L144 162V163H146V164H148ZM156 163V162H155ZM228 163V162H227ZM3 164V163H2ZM77 164H79V163H77ZM140 164V163H139ZM224 164V163H223ZM149 165V164H148ZM151 165V164H150ZM150 165H149V167H150ZM142 166H143V164H142ZM146 166V165H145ZM165 166V165H164ZM227 166V165H226ZM14 167V166H13ZM156 167V166H155ZM188 167V166H187ZM18 168V167H17ZM16 168V169H17ZM21 168V167H20ZM87 168V167H86ZM171 168H172V166H171ZM179 168V167H178ZM226 168V167H225ZM31 169V168H30ZM39 169V168H38ZM85 169V168H84ZM148 169H150V168H148ZM158 169V168H157ZM180 169V168H179ZM21 170V169H20ZM49 169H47L46 171H48ZM83 170V169H82ZM86 170V169H85ZM171 170V169H170ZM15 171V170H14ZM13 171V172H14ZM22 171V170H21ZM53 171V170H52ZM153 171V170H152ZM160 171V170H159ZM16 172V171H15ZM40 173H42L41 171H39ZM49 172L50 171H48V174H49ZM154 172V171H153ZM169 172V171H168ZM178 172V171H177ZM197 172V171H196ZM4 173V172H3ZM7 173V172H6ZM5 173V174H6ZM20 173V172H19ZM22 173V172H21ZM25 173V172H24ZM45 173V172H44ZM43 173V174H44ZM71 173V172H70ZM77 173V172H76ZM80 173H81V171H80ZM156 173H157V171H156ZM155 173V174H156ZM161 173H162V171H161ZM166 173V172H165ZM187 173V172H186ZM195 173V172H194ZM198 173V172H197ZM11 174V173H10ZM14 174H16V173H14ZM18 174V173H17ZM27 174V173H26ZM31 174V173H30ZM29 174V175H30ZM33 174V173H32ZM37 174H38V172H37ZM190 174V173H189ZM188 174V175H189ZM34 175V174H33ZM40 175V174H39ZM46 175V174H45ZM56 175V174H55ZM63 176H65L64 174H62ZM62 175H59L60 177L62 176ZM70 175H72V173L70 174ZM76 175V174H75ZM81 175V174H80ZM157 175V174H156ZM193 175V174H192ZM201 175V174H200ZM67 176V175H66ZM158 176V175H157ZM169 176H171L170 175V172H169ZM181 176V175H180ZM13 176H11V178H12ZM71 177V176H70ZM69 177V178H70ZM36 178H37V176H36ZM39 178V177H38ZM114 178H119V177H114ZM159 178H161V177H159ZM166 180H169V179H167V177H164ZM171 178H172V176H171ZM187 178V177H186ZM188 178H189V176H188ZM64 179H66V178H64ZM68 179V178H67ZM162 179V178H161ZM164 179V180H165ZM173 179V178H172ZM171 179V180H172ZM177 179V178H176ZM192 179V178H191ZM24 181V179H21V181ZM68 180H70V179H68ZM86 180V179H85ZM109 180V179H108ZM119 180V179H118ZM174 180L175 179H173L172 181H173V184H176L177 185V183H174ZM74 181V180H73ZM76 182H71V181H67V180H62V182L63 183H66L67 185H68V187H66L65 189H66V192H69L70 194H73V195H75V196H77V192L75 191V190H77V189H83V190H86V191H92V189L91 188H86L83 184H81L82 183V181H81V183H79V182H77V179L75 180ZM179 181V180H178ZM25 182H27L26 180H25ZM93 182V181H92ZM123 182V181H122ZM125 182V181H124ZM126 182H128V181H126ZM166 183L167 182H170V181H165ZM20 183V182H19ZM18 183V184H19ZM83 183H84V181H83ZM142 183V182H141ZM171 183V182H170ZM169 183V184H170ZM86 184V183H85ZM123 184V183H122ZM22 185H24V184H22ZM42 185V184H41ZM97 185H99V184H97ZM111 185V184H110ZM113 185V184H112ZM111 185V186H112ZM131 185V184H130ZM172 185V184H171ZM59 186V185H58ZM94 186V185H93ZM92 186V187H93ZM124 186V185H123ZM127 186V185H126ZM229 186V185H228ZM20 187H22V188H20ZM106 187V186H105ZM121 187V186H120ZM129 187V186H128ZM177 187V186H176ZM178 187H180L181 188V190H183V189H185V188H183V187H181V186H178ZM177 187V188H178ZM257 187H259V186H257ZM127 188V187H126ZM180 188H178V189H180ZM183 188V189H182ZM21 189H23V190H21ZM117 189V188H116ZM120 189V188H119ZM123 189V188H122ZM129 189V188H128ZM188 189V188H187ZM193 189V188H192ZM199 189V188H198ZM204 189V188H203ZM10 190H14V191H16V190H20V191H22V192H24V194L25 193H27L28 191H29V189H28V187L26 186V185H24V186H19V187H11L10 188ZM101 190L104 192H97L98 194H100V195H103L104 197H105V201L107 202H110L111 200H110V198L108 197V196H106L105 195V193L107 192V190L105 189V188H101ZM112 190V189H111ZM133 190V189H132ZM148 190V189H147ZM194 190H196V189H194ZM209 190V189H208ZM226 190V189H225ZM149 191V190H148ZM184 191V190H183ZM185 191H188V190H185ZM189 191H191V189L189 190ZM198 191V190H197ZM199 191H200V189H199ZM205 191V190H204ZM207 191V190H206ZM211 191V190H210ZM132 192V191H131ZM135 192V191H134ZM142 192V191H141ZM217 192V191H216ZM227 192V191H226ZM16 193H17V191H16ZM103 193V194H102ZM136 193V192H135ZM18 194H19V192H18ZM21 194V193H20ZM111 194V193H110ZM139 194V193H138ZM248 194V193H247ZM65 195H67V193H65ZM141 195V194H140ZM145 195V194H144ZM223 195V194H222ZM70 196V195H69ZM220 196H221V194H220ZM249 196V195H248ZM103 197V198H104ZM107 197V198H106ZM120 197V196H119ZM143 197V196H142ZM147 197V196H146ZM149 197H150V195H149ZM222 197V196H221ZM258 198V197H257ZM264 198V197H263ZM143 199H144V197H143ZM150 199V198H149ZM48 200V199H47ZM46 200V201H47ZM69 200V199H68ZM92 200V199H91ZM102 200H104V199H102ZM102 200H101V202H102ZM229 200V199H228ZM251 200V199H250ZM18 201V200H17ZM25 201V200H24ZM44 201H45V199H44ZM43 201V202H44ZM53 201V200H52ZM74 201V200H73ZM146 201V200H145ZM252 202H253V200H251ZM257 201V200H256ZM1 202H3V201H1ZM20 202V201H19ZM97 202V201H96ZM112 202V201H111ZM157 202V201H156ZM160 202V201H159ZM50 203V202H49ZM257 203V202H256ZM19 204V203H18ZM64 204V203H63ZM88 204V203H87ZM111 204V203H110ZM253 204V203H252ZM259 204V203H258ZM13 207H15V209H12L11 207H9V206H6V207H4V206H1L0 205V214H2V216L3 217H0V247H2L3 245L5 246L6 244L7 245H10V247H9V249H11V252L9 251V252H7V250H6V247H5V250H6V252L8 253V254H6V253H3V251L1 252V249H0V261H2V262H5L6 264H10V263H14V262H17L18 263V261H20V259H22V258H24V259H22V260H25V264L26 263H29V264H34V263H39V264H51V262H52V256H51V254L47 251V246H46V244H43L44 242H46V240H47V238L49 237V235H48V228L44 225V224H42V223H40V222H38L37 220L36 221H32V222H30V221H23V219L21 220H19L18 218H16V216H14V215H27V214H32V212L30 211V209H28L27 207H25V206H23V205H14V204H11ZM53 205H55V204H53ZM65 205V204H64ZM114 205V204H113ZM116 205V204H115ZM41 206V205H40ZM51 206V205H50ZM238 206V205H237ZM46 207H48V206H46ZM124 207V206H123ZM240 207V206H239ZM63 208V207H62ZM115 208V207H114ZM241 208H242V206H241ZM241 208H239V210L241 209ZM69 209V208H68ZM76 209V208H75ZM95 209V208H94ZM116 209H117V207H116ZM126 209V208H125ZM238 209V208H237ZM27 210L30 212H27ZM149 210V209H148ZM54 211V210H53ZM71 211V210H70ZM77 211H80V209L79 210H77ZM241 211V210H240ZM152 213V215H153V211H151ZM86 213H87V211H86ZM150 213V212H149ZM242 213V212H241ZM38 215V214H37ZM53 215V214H52ZM72 215V214H71ZM74 215V214H73ZM76 215H77V213H76ZM143 215H145L144 213H143ZM155 215V214H154ZM156 215H158V214H156ZM160 215V214H159ZM33 217H34V215H32ZM88 216V215H87ZM148 216V215H147ZM36 217H38V216H36ZM36 217H34V219H38V218H36ZM77 217V216H76ZM94 217V216H93ZM150 217H151V215H150ZM154 217V216H153ZM156 217V216H155ZM154 217V218H155ZM157 217H159V216H157ZM161 217H165V215H161ZM42 218H46V217H42ZM160 218V217H159ZM142 219V218H141ZM162 219V218H161ZM169 219H170V217H169ZM176 219V218H175ZM177 219H180V218H177ZM176 219V220H177ZM3 220V221H2ZM60 220V219H59ZM165 220H168V219H165ZM171 220H172V218H171ZM80 221V220H79ZM185 221V220H184ZM59 222V221H58ZM81 222V221H80ZM169 222H170V220H169ZM177 222H178V220H177ZM8 223H12L13 224V227L15 226V228H13V229H11V230H2V228L3 229H6L7 228V224ZM82 223V222H81ZM88 223V222H87ZM90 223L92 224V221L90 220ZM93 223H94V221H93ZM179 223V222H178ZM190 223H193V221L191 220V222ZM190 223H188L187 225H189ZM197 223V222H196ZM195 223V224H196ZM162 224V223H161ZM164 224V223H163ZM76 225H78V224H76ZM82 225V224H81ZM84 225V224H83ZM173 225H175V224H173ZM185 225V224H184ZM187 225H185V226H187ZM191 225V224H190ZM197 225H198V223H197ZM49 226V225H48ZM79 226V225H78ZM176 226V225H175ZM175 226H173V227H175ZM193 224H192V226L191 227H189V228H193ZM196 226V225H195ZM194 226V228H196ZM6 227V228H5ZM64 227V226H63ZM74 227V226H73ZM76 227V226H75ZM199 226H197V228H198ZM201 227V226H200ZM203 227V226H202ZM68 228V227H67ZM80 228V227H79ZM83 228V227H82ZM86 228V227H85ZM111 228V227H110ZM139 228V227H138ZM160 228V227H159ZM165 228V227H164ZM177 228V227H176ZM204 228V227H203ZM203 228H201V229H203ZM167 229V228H166ZM173 229V228H172ZM185 229V228H184ZM239 229V228H238ZM181 230V229H180ZM188 230V229H187ZM194 230H196V229H194ZM76 231V230H75ZM199 231V230H198ZM207 231V230H206ZM169 232H171V231H169ZM241 232V231H240ZM259 232H261V231H259ZM91 233V232H90ZM89 233V234H90ZM164 234V233H163ZM167 234H168V232H167ZM242 234V233H241ZM259 234V233H258ZM185 235H187V234H185ZM197 235V234H196ZM202 235V234H201ZM200 235V236H201ZM204 235V234H203ZM206 235V234H205ZM58 236V235H57ZM105 236H106V234H105ZM118 236V235H117ZM231 236V235H230ZM244 236V235H243ZM249 236V235H248ZM151 237V236H150ZM201 237H203V236H201ZM205 237V236H204ZM241 237V236H240ZM74 238V237H73ZM106 238V237H105ZM253 238H255V237H253ZM37 239H39V247H40V249H41V251L40 250H38L36 247H34L33 245H32V242H33V240H37ZM77 239H78V237H77ZM108 239V238H107ZM113 239V238H112ZM247 239H249V238H247ZM246 239V240H247ZM79 240V239H78ZM106 240V239H105ZM208 240V239H207ZM59 241V240H58ZM242 241H244V240H241V242ZM247 241H249V240H247ZM79 242V241H78ZM192 242V241H191ZM230 242V241H229ZM245 242V241H244ZM251 242V241H250ZM68 243V242H67ZM80 243V242H79ZM118 243V242H117ZM243 243V242H242ZM247 243V242H246ZM48 244V243H47ZM70 244V243H69ZM81 244V243H80ZM88 244V243H87ZM202 244V243H201ZM230 244V243H229ZM244 244V243H243ZM242 244V245H243ZM248 244V243H247ZM83 245V244H82ZM82 245H81V247H82ZM117 245V244H116ZM203 245V244H202ZM211 245V244H210ZM241 245V246H242ZM84 246V245H83ZM205 246V245H204ZM230 246V245H229ZM244 246V245H243ZM78 247V246H77ZM125 247H127V245L125 246ZM247 247V246H246ZM245 247V248H246ZM52 248V247H51ZM84 248V247H83ZM131 248V247H130ZM182 248V247H181ZM240 248V247H239ZM239 248H237V249H239ZM249 248V247H248ZM247 248V249H248ZM25 249H27V251H24ZM57 249V248H56ZM80 249V248H79ZM87 249V248H86ZM125 249V248H124ZM34 250H37L38 251V253L37 252H34ZM80 250H82V249H80ZM83 250H85V248L83 249ZM88 250V249H87ZM139 250V249H138ZM208 250V249H207ZM206 250V251H207ZM210 250V249H209ZM230 250V249H229ZM25 252V257L22 255V252ZM76 251V250H75ZM89 251V250H88ZM175 251V250H174ZM223 251V250H222ZM224 251H225V249H224ZM224 251L222 252V253H224ZM247 251V250H246ZM261 251V250H260ZM146 252V251H145ZM237 252V251H236ZM117 253V252H116ZM143 253H144V251H143ZM187 253V252H186ZM239 253H244L243 251L241 252H239ZM249 253V252H248ZM24 254V253H23ZM208 255L206 256V258H205V264H224L222 261H221V258L222 257H220V259H219V255H217V254H212V253H210L209 254V252L207 253ZM228 254V253H227ZM83 255V254H82ZM90 255V254H89ZM147 255V254H146ZM148 255H150V254H148ZM226 255V254H225ZM237 255V254H236ZM235 255V256H236ZM249 255V254H248ZM247 255V256H248ZM91 256V255H90ZM116 256V255H115ZM188 256V255H187ZM197 256V255H196ZM220 256H221V254H220ZM165 257V256H164ZM239 257V256H238ZM242 257V256H241ZM244 257V256H243ZM242 257V258H243ZM250 257V256H249ZM253 257V256H252ZM261 257V256H260ZM259 257V258H260ZM91 258V257H90ZM186 258V257H185ZM225 258V256H223V259ZM240 258V257H239ZM241 258V259H242ZM238 259V258H237ZM249 259V258H248ZM251 259V258H250ZM258 259V258H257ZM70 260V259H69ZM81 260H82V258H81ZM140 260H141V258H140ZM157 260V259H156ZM228 260H229V258H228ZM233 260V259H232ZM55 261V260H54ZM120 261V260H119ZM159 261V260H158ZM225 261H226V258H225ZM252 262V261H251ZM261 262L262 261H260V263L259 264H261ZM22 263H24L23 261H22ZM143 263V262H142ZM54 264V263H53ZM145 264V263H144ZM262 264H264L263 262H262Z\"/></svg>",
	"mask_w": 264,
	"mask_h": 264
}]
</instances>
